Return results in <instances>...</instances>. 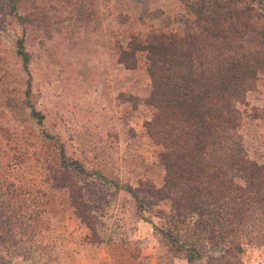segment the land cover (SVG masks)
I'll use <instances>...</instances> for the list:
<instances>
[{"label":"trees","instance_id":"16d2710c","mask_svg":"<svg viewBox=\"0 0 264 264\" xmlns=\"http://www.w3.org/2000/svg\"><path fill=\"white\" fill-rule=\"evenodd\" d=\"M36 9L105 32L116 62L126 70L142 64L150 82L143 100L129 102L151 112L144 131L163 169L159 185L122 180L102 165L87 168L42 131L57 152L59 173L97 182L111 197H99L92 207L85 200V208L106 214L101 222L92 219L103 226L96 241L118 249L113 264H145L135 230L121 232L115 212L123 209L151 226L160 248L156 264H239L243 245L264 246V153L252 152L257 138L249 134L264 115L248 100L264 87V0H0V23L21 30L10 43L25 80L20 108L43 125L45 114L32 101L26 45ZM2 46L4 84L12 73ZM10 201L0 202L8 233L20 225L7 214Z\"/></svg>","mask_w":264,"mask_h":264},{"label":"rangeland","instance_id":"374dc122","mask_svg":"<svg viewBox=\"0 0 264 264\" xmlns=\"http://www.w3.org/2000/svg\"><path fill=\"white\" fill-rule=\"evenodd\" d=\"M57 14L36 9L26 35L32 101L45 114L43 125L27 119L28 112L20 108L25 80L10 43L21 30L0 23V43L12 73L11 80L0 83V202L11 200L13 211L7 214L20 221L8 233L9 225L0 216V264H113L118 255V249L96 241L103 238V226L97 222L106 214L85 208V200L91 207L99 197L110 201L108 192L73 172L59 173L57 152L42 131L58 137L68 157L87 168L102 165L122 180H151L156 185L163 177L144 131L151 112L140 102L135 108L129 102L130 97L140 101L148 94L144 66L124 69L105 32L71 25ZM248 100L250 108H262L259 114L264 115L263 86ZM252 125L249 134L257 138L252 150L257 156L264 153V118ZM115 213L122 233L135 230L133 239L143 247L144 263L156 264L160 248L151 226L127 209ZM72 239L85 240L82 257L71 253ZM239 264H264V246L243 245Z\"/></svg>","mask_w":264,"mask_h":264},{"label":"crops","instance_id":"0c3cea01","mask_svg":"<svg viewBox=\"0 0 264 264\" xmlns=\"http://www.w3.org/2000/svg\"><path fill=\"white\" fill-rule=\"evenodd\" d=\"M73 240V243L75 244V247H73V249H70L71 253L73 255H81V257L83 256V249H84V246L86 244L85 240L84 239H72ZM89 256V255H88ZM84 257H87L84 256ZM181 262H184L183 260H181ZM174 264H177L176 262Z\"/></svg>","mask_w":264,"mask_h":264}]
</instances>
